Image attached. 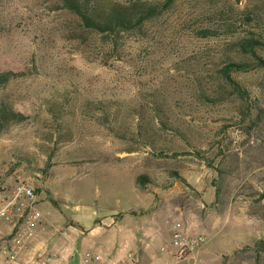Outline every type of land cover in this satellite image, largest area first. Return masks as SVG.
Listing matches in <instances>:
<instances>
[{"label": "rangeland", "instance_id": "1", "mask_svg": "<svg viewBox=\"0 0 264 264\" xmlns=\"http://www.w3.org/2000/svg\"><path fill=\"white\" fill-rule=\"evenodd\" d=\"M218 27L224 35L198 37ZM249 32L264 36V0H178L142 35L123 37L117 59L57 1L0 0V61L29 72L0 88V102L29 114L0 133V205L23 185L56 205L91 199L93 208L131 207L168 220L164 246L173 225L189 238L204 236L202 248L168 264H264L256 244L264 245V67L236 76L250 92L245 103L217 73L229 44ZM217 88L224 99L208 102L203 94ZM116 100L148 117L161 107L199 144L202 159L158 128L180 146L178 156L117 139L98 107L111 104L105 111L113 114ZM134 112H118V122L129 124ZM143 175L151 183L141 187ZM0 221L10 224L5 244L20 220L12 209Z\"/></svg>", "mask_w": 264, "mask_h": 264}, {"label": "trees", "instance_id": "2", "mask_svg": "<svg viewBox=\"0 0 264 264\" xmlns=\"http://www.w3.org/2000/svg\"><path fill=\"white\" fill-rule=\"evenodd\" d=\"M61 4L62 8L75 16L79 21L82 30L99 37L109 52L108 56L121 58L120 43L123 37L129 35H142L148 22L156 19L164 12L168 11L178 0H55ZM247 22L251 21L246 17ZM246 24V22H245ZM220 27L215 29L199 30L198 37H218L224 35ZM229 28L225 26V31ZM221 33V34H220ZM225 35H230L226 32ZM264 53V36L249 32L247 37L241 38L229 44L226 54L220 58V67L217 73L222 84L230 89L231 95L237 96L241 102H247L250 97L249 90L236 79L239 74H247L256 69L264 67V59L260 56ZM28 69L14 63L10 58L0 61V88L10 81L28 75ZM216 90V91H215ZM205 95V99L210 103L223 100L222 88L215 89ZM209 97V98H208ZM101 111H104L103 120L109 125L110 132L117 139L137 141L143 149L156 150L160 157H176L179 155L180 146L173 142H165L157 134L155 129L160 131H170L176 134L182 143H186L194 152L195 156L201 158V148L196 141L191 140L184 132L178 121L167 118L166 112L160 107L156 113L148 117L144 112L133 109L125 105L121 100L112 102L115 113L111 114L106 109L111 108V104H98ZM255 109V108H253ZM256 110V109H255ZM130 115L135 111L136 119L129 124L118 122V112ZM257 111V117L260 112ZM249 110H247V113ZM248 115V114H247ZM29 119L28 113H22L13 109L3 102H0V133L10 124H19ZM134 119V117L132 118ZM138 148H133L132 152H137ZM208 167L210 164H207ZM177 179L179 177L173 173ZM136 183L144 187L151 181L146 176H138ZM48 201L55 207L56 203L51 197ZM259 251H264V245L257 242Z\"/></svg>", "mask_w": 264, "mask_h": 264}, {"label": "crops", "instance_id": "3", "mask_svg": "<svg viewBox=\"0 0 264 264\" xmlns=\"http://www.w3.org/2000/svg\"><path fill=\"white\" fill-rule=\"evenodd\" d=\"M44 184L47 181L39 183ZM93 202L65 199L54 207L44 191L38 193L32 209L40 223L27 240V250L19 252L11 264H129L128 254L133 264H168L169 256L161 252L170 239L168 220L131 213L135 211L131 207L93 208ZM9 230L10 224L0 221V239ZM0 264H6L1 243Z\"/></svg>", "mask_w": 264, "mask_h": 264}, {"label": "built area", "instance_id": "4", "mask_svg": "<svg viewBox=\"0 0 264 264\" xmlns=\"http://www.w3.org/2000/svg\"><path fill=\"white\" fill-rule=\"evenodd\" d=\"M35 193L31 187L19 185L15 188L13 199L0 208V218L9 219L10 211L13 209V217H18L20 222L13 225V232L10 238L2 244V252L5 254L6 264H11L19 252L27 250V240L40 223L39 215L33 211ZM19 200H23L25 205L18 207ZM18 222V221H17ZM205 238L202 235L187 237L177 226H172L170 244L163 246L161 251L175 260L182 261L203 247ZM129 264H133L131 254L127 255ZM87 260L85 259V263Z\"/></svg>", "mask_w": 264, "mask_h": 264}]
</instances>
